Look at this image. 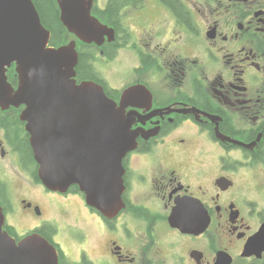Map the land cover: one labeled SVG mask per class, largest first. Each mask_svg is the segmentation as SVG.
I'll use <instances>...</instances> for the list:
<instances>
[{
    "label": "flooded vegetation",
    "instance_id": "af4514ba",
    "mask_svg": "<svg viewBox=\"0 0 264 264\" xmlns=\"http://www.w3.org/2000/svg\"><path fill=\"white\" fill-rule=\"evenodd\" d=\"M107 1L116 38L101 49L105 70L82 55L92 76L78 79L102 84L118 102L128 87H148L152 100L137 93L125 101L133 128L157 132L139 135L124 158L125 206L110 218L77 187H45L18 108L0 107V166L17 158L41 187L13 200L0 178L4 228L17 242L43 237L61 264H217L223 249L238 264L264 222V0H135L116 17ZM177 209L188 219L207 216L209 229L173 226Z\"/></svg>",
    "mask_w": 264,
    "mask_h": 264
},
{
    "label": "water",
    "instance_id": "95a60500",
    "mask_svg": "<svg viewBox=\"0 0 264 264\" xmlns=\"http://www.w3.org/2000/svg\"><path fill=\"white\" fill-rule=\"evenodd\" d=\"M59 2L65 24L84 40L102 42L106 27L91 16L93 0ZM49 36L33 0H0V103L28 102L23 119L46 185L66 190L78 183L91 203L113 213L123 187L121 157L134 139L126 140L121 112L102 87L76 83V44L47 48ZM15 61L22 78L16 92L5 75ZM1 209L0 264H59L56 250L38 236L17 244L3 230ZM263 250L264 228L244 255Z\"/></svg>",
    "mask_w": 264,
    "mask_h": 264
},
{
    "label": "trees",
    "instance_id": "16d2710c",
    "mask_svg": "<svg viewBox=\"0 0 264 264\" xmlns=\"http://www.w3.org/2000/svg\"><path fill=\"white\" fill-rule=\"evenodd\" d=\"M40 11L42 20L44 24L52 31V42L54 44H61L68 40L70 33L65 28L64 24L60 20V11L55 5V0H34ZM122 1L127 2L130 0H110L108 5V13H112L116 17L118 9L122 5ZM166 1V0H164ZM170 2H176L177 0H168ZM85 56L80 57L79 63L77 65V70L81 76L91 77V68L88 66ZM227 129H230L228 122L224 123ZM18 148L24 150V158L29 160L31 158V149L27 140L20 141ZM4 187L0 185V193L4 194ZM254 264H264V259L262 261H256Z\"/></svg>",
    "mask_w": 264,
    "mask_h": 264
},
{
    "label": "rangeland",
    "instance_id": "374dc122",
    "mask_svg": "<svg viewBox=\"0 0 264 264\" xmlns=\"http://www.w3.org/2000/svg\"><path fill=\"white\" fill-rule=\"evenodd\" d=\"M105 70V66H104ZM5 174L1 173V178L6 182L9 195L13 200H19L29 195H37L41 191V187L29 175L22 170L17 158L7 159ZM8 171V172H7ZM39 174V168L37 170Z\"/></svg>",
    "mask_w": 264,
    "mask_h": 264
}]
</instances>
